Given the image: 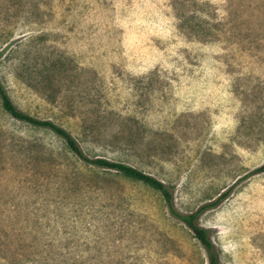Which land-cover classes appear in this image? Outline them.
<instances>
[{
	"label": "rangeland",
	"instance_id": "1",
	"mask_svg": "<svg viewBox=\"0 0 264 264\" xmlns=\"http://www.w3.org/2000/svg\"><path fill=\"white\" fill-rule=\"evenodd\" d=\"M0 81L90 159L163 182L221 264H264V0H0ZM0 264H209L152 186L0 98Z\"/></svg>",
	"mask_w": 264,
	"mask_h": 264
},
{
	"label": "trees",
	"instance_id": "2",
	"mask_svg": "<svg viewBox=\"0 0 264 264\" xmlns=\"http://www.w3.org/2000/svg\"><path fill=\"white\" fill-rule=\"evenodd\" d=\"M0 98L4 110L9 113L12 117L35 126L49 128L66 142L68 148L74 154H76L79 158L83 159L84 161L96 165L98 167L117 170L125 176H128L138 181H142L160 191L167 200L171 213L175 217L180 219L186 226H188L194 232L197 240L200 241V243L206 249L208 253L209 264H221L218 258L216 248L211 240L209 230L197 224V217L204 208H202L199 212L195 214L181 213L175 208L173 192L171 188H169L167 185H165L163 182L156 179L155 177L148 175L143 171L125 163L110 161L102 158H88L83 152L77 140L66 129L55 124L50 120H40L19 110L13 103L12 99L10 98L1 81ZM260 170L264 171V165L260 168Z\"/></svg>",
	"mask_w": 264,
	"mask_h": 264
}]
</instances>
